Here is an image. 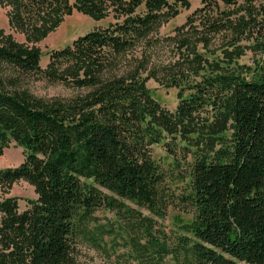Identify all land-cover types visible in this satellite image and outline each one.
<instances>
[{
  "label": "trees",
  "instance_id": "trees-1",
  "mask_svg": "<svg viewBox=\"0 0 264 264\" xmlns=\"http://www.w3.org/2000/svg\"><path fill=\"white\" fill-rule=\"evenodd\" d=\"M0 3L26 37L0 28V153L12 142L24 153L18 165L0 168V264H78V238L107 258L103 246L116 251L124 241L128 249L117 256L135 264H264V0H200L174 27V59L149 70L178 89L173 110L139 68L118 67L129 52L149 60L159 26L190 0ZM73 8L113 19L50 49L42 67L40 48L28 42ZM247 48L252 62H238ZM31 74L76 93L38 95L23 83ZM160 141L189 156L184 199L192 219L168 233L142 216L137 234L118 241L97 209L129 217L127 200L164 217V175L150 151ZM19 180L36 194L23 210L4 195Z\"/></svg>",
  "mask_w": 264,
  "mask_h": 264
},
{
  "label": "rangeland",
  "instance_id": "rangeland-1",
  "mask_svg": "<svg viewBox=\"0 0 264 264\" xmlns=\"http://www.w3.org/2000/svg\"><path fill=\"white\" fill-rule=\"evenodd\" d=\"M73 2L74 0H70ZM200 4V0H190L189 7H179V12L164 21L155 32L159 36L160 42L156 43L155 48L150 52L149 60L143 58V61H138L135 57L130 55V52L121 56L119 65V72L126 71L129 68H139L142 76H147L146 85L150 89L154 97L165 107L173 110L178 102V89L173 85H167L164 75L160 73L155 76H150V67L157 61L167 62L174 59L175 52L172 39L169 36L174 34V27L185 21L187 14H189L196 6ZM9 5L0 3V28L4 32L11 33L17 40L26 41L25 34L16 29L9 23L8 10ZM113 17L108 15L104 18L95 19L82 11L73 8L71 13L65 14L59 24L52 30L48 31L46 35L34 42H28L38 46L42 52L40 57V64L44 67L48 61V51L52 48L62 47L75 38L92 28L106 25L112 21ZM216 41V40H215ZM214 41V43H215ZM214 44L213 47H217ZM138 47L136 50H139ZM219 52V49L217 50ZM139 54V53H138ZM254 55L250 49H246L245 53L238 58V62L250 63L251 57ZM133 58V59H132ZM23 83L34 93L43 97L63 96L68 97L76 93L77 88L64 84L58 81H50L46 77L39 75H25ZM181 143V142H180ZM23 148L19 145L10 143L0 153V168L8 166H16L22 162L24 153ZM151 156L158 164V167L164 175V182L162 184L164 217H158L151 213L145 207L136 205L130 201L125 203L132 209L129 217L122 215H115L114 212L108 211L104 208H99L94 215L98 217L99 222L105 224L112 229V233H117L120 236L129 239L137 234V224L139 217L149 216L154 218L159 226L164 228L168 233L170 231L176 232L182 224L189 222L192 219V207L189 202L184 199V195L188 191L189 177L187 176L189 156L185 160L182 153L178 152L176 155L167 151L163 141L153 143L150 147ZM5 196H15L18 200L19 210L25 209L29 199H35L36 194L34 188L28 182L19 180L15 182L11 188L8 189ZM93 227V224L91 225ZM120 240V241H121ZM104 241L108 242V235L104 236ZM124 241H121L117 250H113L109 246L107 251L111 253V257L107 258L103 248L93 246L85 238H78L75 248L77 254L78 264H135L134 260H129L126 254L117 256L118 253H125L128 247L124 246Z\"/></svg>",
  "mask_w": 264,
  "mask_h": 264
}]
</instances>
